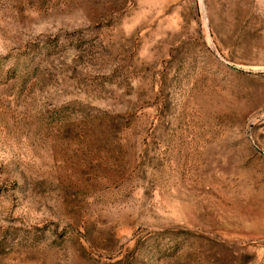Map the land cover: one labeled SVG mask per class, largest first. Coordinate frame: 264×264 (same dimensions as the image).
<instances>
[{"label":"rangeland","instance_id":"1","mask_svg":"<svg viewBox=\"0 0 264 264\" xmlns=\"http://www.w3.org/2000/svg\"><path fill=\"white\" fill-rule=\"evenodd\" d=\"M0 264H264V0H0Z\"/></svg>","mask_w":264,"mask_h":264}]
</instances>
